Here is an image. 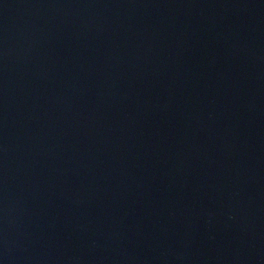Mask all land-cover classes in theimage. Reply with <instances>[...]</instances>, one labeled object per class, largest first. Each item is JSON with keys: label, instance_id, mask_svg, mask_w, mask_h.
I'll use <instances>...</instances> for the list:
<instances>
[{"label": "water", "instance_id": "obj_1", "mask_svg": "<svg viewBox=\"0 0 264 264\" xmlns=\"http://www.w3.org/2000/svg\"><path fill=\"white\" fill-rule=\"evenodd\" d=\"M0 264H264V0H0Z\"/></svg>", "mask_w": 264, "mask_h": 264}]
</instances>
